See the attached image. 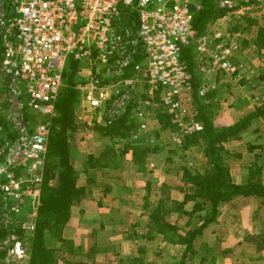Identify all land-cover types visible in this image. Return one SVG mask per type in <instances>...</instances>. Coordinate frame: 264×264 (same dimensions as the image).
Instances as JSON below:
<instances>
[{
    "label": "built area",
    "instance_id": "2783aa9c",
    "mask_svg": "<svg viewBox=\"0 0 264 264\" xmlns=\"http://www.w3.org/2000/svg\"><path fill=\"white\" fill-rule=\"evenodd\" d=\"M204 1L20 0L10 16L5 11L0 15V119L13 124L19 135L1 148L7 162L0 167V220L20 213L25 198L39 205L51 124L72 62L89 70V83L79 87L82 102L97 112L110 105L109 125L134 104L137 116L147 118L159 94L179 129L170 134L174 143L203 129L186 105L193 77L185 52L193 48L203 72L208 68L209 73L240 78L239 35L216 26L264 5V0H213L226 14L197 37L194 17ZM141 90L145 95H138ZM208 91L203 84L200 94ZM27 113L45 119L28 122ZM21 165L22 172L11 169ZM13 240L10 254L25 256L21 242ZM6 243L1 239L0 247Z\"/></svg>",
    "mask_w": 264,
    "mask_h": 264
},
{
    "label": "crops",
    "instance_id": "0c3cea01",
    "mask_svg": "<svg viewBox=\"0 0 264 264\" xmlns=\"http://www.w3.org/2000/svg\"><path fill=\"white\" fill-rule=\"evenodd\" d=\"M263 13L264 5H261L253 8L246 17L264 26L256 17ZM243 22L239 32H235L243 45L239 57L245 54L244 47L247 45L244 42H247L256 54L251 61L257 69L264 70V51L258 52L253 47L258 26H247L246 19ZM203 73L209 81V69ZM208 85L210 91L217 84H212L210 79ZM227 93L231 98L224 96L221 99L222 93H218L212 100L219 107L216 112H219L218 119L214 120L218 127L233 125L246 110L253 107L251 98L250 106L236 109L237 99L247 96L242 91L237 96ZM186 105L190 112L187 101ZM159 126V130L163 129L168 136L170 146L166 157L165 150L161 151L163 146L153 152L143 171H140L131 152L122 156L119 164L113 165L111 162L104 168L82 171L81 176H86L82 186L88 185L85 188L86 196L80 203L81 214L73 211L68 221L69 227L63 230L57 246L61 248L62 245L59 264H114V259L119 261L115 264H132L125 261L130 258L139 259V264H178L184 258L186 264H264V212L261 214L264 204L257 197L239 196L221 203L218 219L197 237L193 254L187 252L186 246L172 244L163 234L151 229V215L159 207L164 217L182 235L199 228L202 224L200 216L206 213L197 212L190 217L194 202L184 204L185 195H192L196 191L195 186L186 181L185 170L205 174L208 169L203 149L199 146L184 148L182 143H174L169 134L171 130L161 123ZM83 130L74 133L73 141L75 138L82 143L89 140L92 132L83 133ZM96 136L100 139L98 134ZM103 147L95 148L96 156L103 153ZM225 147L233 183H244L254 164L262 167L264 182V117L256 119L240 139L226 142ZM119 159L120 156L117 162ZM126 160L133 167H125ZM88 223L90 227H87ZM104 234L107 239L105 244V239L100 240Z\"/></svg>",
    "mask_w": 264,
    "mask_h": 264
},
{
    "label": "trees",
    "instance_id": "16d2710c",
    "mask_svg": "<svg viewBox=\"0 0 264 264\" xmlns=\"http://www.w3.org/2000/svg\"><path fill=\"white\" fill-rule=\"evenodd\" d=\"M261 6V5H258ZM257 7V6H256ZM11 7L7 6L6 13L11 15L8 10ZM226 11L218 8L213 0H205L201 10L195 12L194 28L197 37L204 35L209 26L214 24L219 18L223 17ZM247 26H258L257 36L253 42L254 47L258 52L264 51V26L251 18L244 17ZM243 19H235L233 21L232 32H239V28L243 25ZM130 25L131 23H126ZM248 45L247 42H244ZM0 50H2L0 42ZM193 48H188L185 52V59L189 66V71L193 77V92L194 107L197 113L196 119L203 124V129L183 139L182 146H199L203 149L204 155L207 158L208 169L205 174L198 172L192 173L190 170H185L186 181L193 184L196 191L192 195H185L184 204L194 202L193 210L190 214L192 217L197 212H206L204 216H200L202 220L201 226L195 230L179 234L178 228L172 225L161 213V208L151 215V229L159 234H163L172 244L186 246L187 252L194 253L193 246L198 236L202 235L203 231L212 223H214L220 214L219 206L221 203L229 202L239 196L257 197L263 200L264 204V182L262 181V167L254 164L249 169L246 181L242 184H235L232 181L230 173V165L226 161L228 151L225 143L231 140L240 139L242 134L249 129L256 119L264 117V101L260 106H256L246 115L241 117L236 123L227 127H218L214 124L216 111L219 109L216 102L212 100L216 98L218 93L224 89L225 84L219 86V82L225 79V75L216 74V87L211 89L205 95L200 94V89L203 84L208 85L207 79L198 75L195 72L196 62ZM240 58V57H239ZM239 58L236 59L237 64H241ZM79 65L76 62L70 64V69L65 74L67 86L59 97L56 105L57 117L54 119V128L52 137L50 138V146L48 152V172L49 179L57 180L55 188H47L42 199L40 208L41 222L40 235L37 245L33 252V264H54L52 262L53 254L51 251L45 252L44 235L45 229H56L58 232V241H60L62 230L70 217L72 206L79 201L83 192L78 187V173L74 170L71 162V151L69 139L76 133L80 126L75 117V106L79 91L77 85V74ZM0 77H2L0 73ZM2 79V78H0ZM226 80V79H225ZM264 80V74L259 76V81ZM243 83L244 80L241 79ZM228 87L230 85L227 84ZM159 94L156 96V103H159ZM251 96L248 98H238L235 104L236 109H241L251 105ZM135 104L129 106L124 114L112 121L110 125L101 126L94 125V130L99 132L101 136L107 138L113 144L112 147L107 146L98 159L92 156L88 157L90 163L87 167H107L108 163H117V157L123 156L129 152L132 153L134 161L138 163L140 171L144 170V166L148 162V157L156 151V148L151 149V144L147 141H131V133L135 128L138 129V121L133 115ZM161 109V111H160ZM156 118L163 126L168 127L171 131H176L177 127L171 123L170 116L163 108H159ZM36 115L27 113V120H35ZM6 119H2L4 126ZM9 126V125H8ZM86 127L83 125V128ZM7 128V127H6ZM3 139V138H2ZM123 143L122 148L117 151L115 149L116 142ZM119 153V154H116ZM109 160V161H108ZM105 161H108L105 163ZM8 231L0 225V239L5 238ZM186 259H182L178 264H186ZM129 263L139 264V259H129Z\"/></svg>",
    "mask_w": 264,
    "mask_h": 264
},
{
    "label": "rangeland",
    "instance_id": "374dc122",
    "mask_svg": "<svg viewBox=\"0 0 264 264\" xmlns=\"http://www.w3.org/2000/svg\"><path fill=\"white\" fill-rule=\"evenodd\" d=\"M18 1H20V0H0V15L2 13H4V11L6 13L7 6L11 7V9L8 11H9V13L12 14L16 8ZM256 17H259L260 20L262 21V23L264 24V13L261 14V16L257 15ZM232 25H233V21L220 22L216 27L221 28L222 31H227L229 27L234 28ZM255 26H257V25H255ZM253 47H254V45H253ZM244 48H246L245 49L246 52H245V54L242 55L243 58H242V56L239 58V60L242 64V67H243L242 72H241V77L240 78H234V77L227 78V77H225L226 80L223 79V80H221L222 82H219V86L222 84H225L224 89L221 91L222 97H219L221 99H224V96L227 98H231L230 96L227 95L228 94L227 92H231L232 94L237 96L240 94V91L244 92V94L247 96V98L249 96L253 97V104H252L253 107L250 110L248 109V111L246 110V112L241 117L246 115L249 111L253 110L256 106H260L262 104V102L264 101V80L259 81V76L261 74H264V70L257 69V67H255L254 62L251 61L256 57V54L254 55V51L252 50L251 46L247 45V47H244ZM198 61H199L198 58L195 56V62H196L195 72L198 75L205 77V74L201 70L200 63ZM78 65H79V71L77 74L78 83L74 88L77 91H79L78 98H77V104L74 108L75 109V117H76V120H77L79 126L81 125L79 130L83 128V125H85L86 127H84L85 130H83L84 131L83 133H89V132H92V133H91V136L88 138L89 140L87 142H84V143H82L80 141V139H78V138H75V140L73 141L74 134L69 139L70 151H71V162H72V165L74 167V170L76 171V173H78L77 185L79 188H81L83 190V192L79 198V201H77V203L73 204L70 216L73 213V211H75V214H78V215L81 214L80 213V205H81L80 203H81L82 199H84L86 196L85 188H87V186H88L87 184H86V186H82L83 182H85L86 176H81V173H84V172H82L83 170L86 172L89 171V168H87V163H90V159L88 160V157L92 156L93 158L98 159L99 157L95 155L97 153L95 151L96 147H103L104 146L102 148V150L104 149L103 152H105L107 146L109 148V147H112V145H113L110 140H108L107 142H104L107 138L104 139L103 136H102L103 138H101V134L94 130V128H95L94 125H101V126L109 125L108 124V121H109V119H108L109 110L108 109H109L110 105L106 104L105 107L102 109V111H98V112L87 110L86 105L82 102L81 91L79 90V87L89 83V80L87 79V75L89 74V70L85 64H83V65L78 64ZM208 78H209V81L211 79L212 84H214L215 79H216V74L210 73V74H208ZM241 79L244 80L243 83L241 82ZM227 84L230 85V87H228ZM65 85L67 86V83ZM66 86L64 87L62 92L65 90ZM141 91L138 93V95L139 96L145 95V94H143V91L142 92ZM62 92H61V94H62ZM21 98H23V97H21ZM142 98L145 99L146 96H143ZM187 102H188V106L191 108L190 114L192 115L193 118L196 119L197 113H196V110L194 107V100H193L192 95L190 96V98L188 99ZM161 107L163 108V106L160 104V102L156 103L154 105V107H151L148 109L149 116L147 115L148 117L145 118L143 116H141V117L137 116L138 115L137 108H139V107L135 106V108L133 110V115L137 119L139 127H138V129L134 128L132 130L131 141H133V142L134 141H147L151 144L150 148L151 149L156 148V150H159L161 148V146H163L162 147L163 150H161V151L165 150L164 157H166L165 153H166L168 147L170 146L169 138L163 129L159 130L160 126L158 123V119L156 118V115H155V114H157L158 109ZM163 110H165V108H163ZM139 111H142V109H140ZM160 111H161V109H160ZM216 114L217 115H215L214 120L218 119L219 112ZM56 117H57V114H55L54 119ZM2 119L4 120V118L1 117L0 122H2ZM44 119H45L44 117L39 116L38 118H36L34 120V122L35 121L37 122L39 120H40V122H42V121H44ZM54 119H53L52 124H51L52 126H51L50 138L52 137V131L54 128ZM28 122H32V121L29 120ZM6 123L9 125V126L8 125L6 126L7 128L4 126V123H0V167L5 165L7 162V158H6L5 154L3 153V149H1V148L6 144V142L10 143V145H11L14 141H16V139L19 136L17 130L14 128V125L11 124L8 120L6 121ZM171 123L173 125H175L172 122V120H171ZM143 125H146V127L144 129H142V128L140 129V127ZM161 132H163V133H161ZM172 132L178 133L179 132L178 127H177V131H171L169 134H171ZM97 134L100 136V139L96 136ZM119 142H121V141H119ZM119 142L118 141L116 142L115 149H117V151H119V149H121L123 146L122 145L123 143H119ZM101 143H103V144H101ZM49 144H50V140H49ZM7 147H9V146H7ZM48 152H49V149H48ZM116 154H119V153H116ZM121 157L122 156H120V159L118 160L117 164L120 163ZM117 159H118V157H117ZM48 161H49V159L47 158L45 166L43 168L44 177H43V182L41 185V190L39 191V194L37 196L38 201H39V205L34 206L32 198L31 199L25 198L20 205L21 206L20 213L14 215V216L12 214L9 215L10 217H8V221L0 220V225L6 231H8L5 238L2 239V240H6L7 243L3 244L0 247V264H33L32 263L33 262V252H34V249L37 245L36 243L38 241V237L40 235V222L42 219L41 213H40V208L42 205V199H43V196L45 195V190L47 188H55L57 186L56 178L55 179H53V178L49 179V181H48V178L50 175L48 172ZM113 165H115V164H113ZM124 166L125 167H128V166L133 167L131 164L128 163L127 160L124 161ZM23 168H24L23 165H21V167L15 166L14 168L12 167L11 169L16 171V172H22L24 170ZM95 171H98V170L96 169ZM139 185H142V184H139ZM1 201H2V199H1V194H0V206H1ZM263 212H264V208L262 209L261 214ZM0 218H1V216H0ZM69 219H70V217H69ZM69 219H68V221H69ZM68 221L66 222V225L64 228L69 227ZM90 225L91 224L88 223L87 227H90ZM70 226H72V225H70ZM64 228H63V230H64ZM63 230H62V233H63ZM57 234H58V232L56 229L50 230L49 228H47L43 232L45 252L51 251V253L53 254L52 255L53 256L52 262L55 260L54 264H59L58 257H59V253L62 250V245H61V248L57 247L59 242H60V241H58V235ZM13 237H16V239L21 242L22 247H23L25 254H26L25 256L20 257V256H17L16 254H10V250L12 249L14 244L16 243V241L13 240ZM61 237H62V234H61ZM105 238H106L105 234L100 236V240H104ZM106 242H107V239H105L104 244ZM130 259H133V258H130ZM122 261H124V260H122ZM125 261L129 262V259H127V260L125 259ZM118 262L119 261L117 259L113 260L114 264L118 263Z\"/></svg>",
    "mask_w": 264,
    "mask_h": 264
}]
</instances>
